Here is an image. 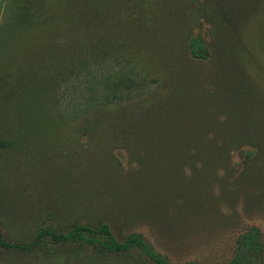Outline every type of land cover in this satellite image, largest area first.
I'll list each match as a JSON object with an SVG mask.
<instances>
[{
	"label": "rangeland",
	"instance_id": "374dc122",
	"mask_svg": "<svg viewBox=\"0 0 264 264\" xmlns=\"http://www.w3.org/2000/svg\"><path fill=\"white\" fill-rule=\"evenodd\" d=\"M88 6L93 17L103 12L106 24L114 25L104 45L93 39L89 69L78 77L59 76V99L39 103L41 109L30 101L26 121L19 125L15 118L7 124L13 132L0 133L3 238L21 243L38 228L62 230L107 219L98 211V197L89 192L97 181L82 152L75 151V135L64 131L75 126V107L86 103L83 86L90 84L96 104L119 75L127 74L146 82L134 103L158 99L172 83L158 61L178 57L189 38L199 37L208 57L193 71L198 91L207 105L229 104L222 112L212 109V122L229 115L233 124L244 126L240 133L245 137L221 164H195L184 169L180 180L157 183L151 197L146 193L137 200L139 210L131 221L117 217L108 223L117 240L136 232L169 262L191 264L227 262L236 252L238 236L255 228V261L264 264V0H89ZM5 7L6 0H0V27L7 23ZM10 8L19 5L14 1ZM91 106L85 113L97 112ZM58 108L64 115L60 120ZM36 113L39 117L32 116ZM33 121L41 123L42 134L31 132ZM112 154L123 171L130 169L120 149ZM81 259L75 263V255L68 254L67 264H97ZM0 264L34 263L0 250ZM116 264L148 263L132 252Z\"/></svg>",
	"mask_w": 264,
	"mask_h": 264
},
{
	"label": "trees",
	"instance_id": "16d2710c",
	"mask_svg": "<svg viewBox=\"0 0 264 264\" xmlns=\"http://www.w3.org/2000/svg\"><path fill=\"white\" fill-rule=\"evenodd\" d=\"M14 1L19 8L11 10ZM6 3L3 18L7 23L0 27V133L11 134L13 127L8 129L7 124L15 118L19 125L26 121L24 109L31 106L30 101L41 109L39 103L45 106L59 99V76L75 73L78 77L89 69L93 39L100 38L104 45L114 25L106 24L103 12L92 16L89 0ZM180 53L158 61L172 80L171 89L158 99L134 103L146 82L127 74L119 75L96 104L90 84L83 86L86 103L75 107V126L64 131L75 135V151L82 152L84 165L97 181L89 192L98 197V211L107 219L93 225L75 223L62 230L38 228L21 243L4 239L0 233V250L19 254L34 264H67L68 254L75 255V263L82 258L116 264L132 252L148 264H191L169 262L136 232L117 240L108 223L109 218L116 221L117 217L131 221L139 210L137 200L150 195L157 183H174L183 177L184 169L195 164L201 168L221 164L245 137L240 133L244 126L233 124L229 115L221 122H212L216 114L212 109L228 110L227 102L207 105L198 91L193 71L207 59L206 45L199 37L189 38ZM44 69L49 72L42 73ZM90 103L96 113H85ZM56 114L59 120L64 116L59 108ZM33 122L31 132L42 134L41 123ZM118 149L130 167L126 171L112 154ZM258 247V232L250 228L238 236L231 259L221 264H257Z\"/></svg>",
	"mask_w": 264,
	"mask_h": 264
}]
</instances>
